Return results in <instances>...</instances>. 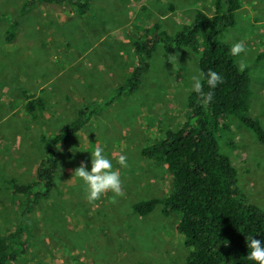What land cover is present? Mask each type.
<instances>
[{
	"label": "rangeland",
	"instance_id": "1",
	"mask_svg": "<svg viewBox=\"0 0 264 264\" xmlns=\"http://www.w3.org/2000/svg\"><path fill=\"white\" fill-rule=\"evenodd\" d=\"M24 1L0 0V238L21 221L30 233L24 254L6 264H183L176 218L163 217L159 207L141 218L131 205L169 192L165 167L140 150L184 123L198 56L157 49L139 88L117 90L136 66L132 43L147 26L158 23L172 35L196 11L211 14V0H91L82 14L67 3L37 0L20 15ZM240 4L221 40L243 46L236 65L248 70L249 110L264 130V0ZM22 92L41 99V108L26 111ZM84 107L93 115L57 149L55 190L22 215L17 202L25 198L4 183L30 182L43 158L40 137L61 132ZM227 127L216 134L220 152L232 162L240 191L264 210V148L235 118H227ZM95 147L119 171L122 194L108 191L89 203L73 171L89 166ZM120 154L127 167L116 163Z\"/></svg>",
	"mask_w": 264,
	"mask_h": 264
},
{
	"label": "trees",
	"instance_id": "2",
	"mask_svg": "<svg viewBox=\"0 0 264 264\" xmlns=\"http://www.w3.org/2000/svg\"><path fill=\"white\" fill-rule=\"evenodd\" d=\"M43 1L56 5L67 3L82 14L88 10L91 0ZM240 1L211 0V14L196 11L193 19L172 35L158 23L147 26L142 38L132 43L136 66L117 90L120 95L139 88L148 60L157 49L167 56L180 48L197 54V68L211 69L223 78V82L211 90L212 100L207 104L203 103L202 95L191 90L186 98L184 123L176 130H165L160 140L140 150L142 157L165 167L170 189L161 199L133 203L131 210L144 218L159 207L163 217L176 218L175 232L182 238L186 252L183 264H252L246 259L247 237L253 235L254 239L264 241V210L249 202L240 191L237 172L230 159L220 152L216 136L218 132L228 131L227 118L233 117L264 148V130L249 110L248 70L237 67L236 56L229 52L231 46L221 40L235 25ZM36 2L25 0L20 15L29 13ZM16 25L17 22H12L9 26L7 40H12ZM207 92L209 89L203 86L202 93ZM22 95L28 112L43 105L41 99H33L27 92ZM93 111L91 107L78 109L74 120L61 132L40 137L43 158L30 182L8 180L4 183L12 196L25 198L17 202L22 215L49 199L56 187L57 149L67 145L85 127ZM29 237L24 221L1 237L0 264L23 255Z\"/></svg>",
	"mask_w": 264,
	"mask_h": 264
},
{
	"label": "clouds",
	"instance_id": "3",
	"mask_svg": "<svg viewBox=\"0 0 264 264\" xmlns=\"http://www.w3.org/2000/svg\"><path fill=\"white\" fill-rule=\"evenodd\" d=\"M243 51V46L238 42L233 44L229 49L230 55L232 56H238ZM242 67L243 65H241ZM222 82V76L216 71L211 69L202 71L197 68L191 76V90L202 95L203 103L207 104L212 100L211 90ZM203 86H207L209 92L202 93ZM116 163L121 168L127 167V157L124 154H120L116 159ZM73 172L75 178L81 182L85 199L89 203L97 200L102 194L108 191L115 196L122 194L119 171L113 168L112 161L104 154L102 147H95L91 151L89 166L87 168L82 162ZM246 247V259L248 261L252 262V264H264V241L254 239L253 235H250L246 239Z\"/></svg>",
	"mask_w": 264,
	"mask_h": 264
}]
</instances>
